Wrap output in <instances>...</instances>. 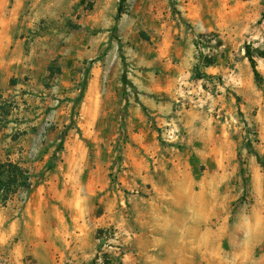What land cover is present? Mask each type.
<instances>
[{
  "label": "rangeland",
  "instance_id": "obj_1",
  "mask_svg": "<svg viewBox=\"0 0 264 264\" xmlns=\"http://www.w3.org/2000/svg\"><path fill=\"white\" fill-rule=\"evenodd\" d=\"M246 46L264 51V0H0V164L33 174L0 201V264H146L175 191L198 194L175 214L208 225L210 256L264 264V59L259 83Z\"/></svg>",
  "mask_w": 264,
  "mask_h": 264
},
{
  "label": "crops",
  "instance_id": "obj_2",
  "mask_svg": "<svg viewBox=\"0 0 264 264\" xmlns=\"http://www.w3.org/2000/svg\"><path fill=\"white\" fill-rule=\"evenodd\" d=\"M231 3V0H228ZM261 7V6H260ZM262 13V9H261ZM228 20H226V23ZM221 32L220 27L216 28ZM144 106L147 105L142 101ZM138 106L140 104H137ZM154 115L160 114V107H152ZM202 195V194H201ZM169 204L172 214H163L161 205V213L154 217L150 225H146L144 231L140 235L144 239L141 252L142 258L146 264H224L223 259L219 261L210 251L209 239L210 229L207 224L199 220L175 214L176 210L186 211L185 200L195 199L198 194L193 192L175 191L171 193ZM201 199V198H200ZM199 211L203 205L197 206ZM188 210V209H187ZM211 231H214L213 229ZM218 232V231H217ZM221 250V249H220ZM216 257H218L219 248H214Z\"/></svg>",
  "mask_w": 264,
  "mask_h": 264
},
{
  "label": "trees",
  "instance_id": "obj_3",
  "mask_svg": "<svg viewBox=\"0 0 264 264\" xmlns=\"http://www.w3.org/2000/svg\"><path fill=\"white\" fill-rule=\"evenodd\" d=\"M126 0H122L125 2ZM122 11L119 9L118 20L121 18ZM246 58L249 60L251 68L253 70L254 76L256 80L260 83L262 81V76L257 69V63L255 61V55L257 57L264 59V51L252 49L250 46L245 47ZM202 64L206 67L213 66L215 64L214 61L208 60L207 58L201 56ZM197 78H205L206 76L203 74H197ZM3 99L0 96V100ZM9 108H13L12 102L5 101L0 103V118L2 116H8L11 112ZM260 160V157H258ZM260 164L263 166L264 163ZM33 174L23 168L19 163H14L12 161L4 162L0 164V201L2 204H7L9 199L18 193L21 189L30 190L33 187Z\"/></svg>",
  "mask_w": 264,
  "mask_h": 264
}]
</instances>
